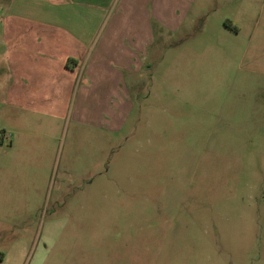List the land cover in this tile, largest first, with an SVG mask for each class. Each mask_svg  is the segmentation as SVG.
<instances>
[{
  "label": "rangeland",
  "instance_id": "rangeland-1",
  "mask_svg": "<svg viewBox=\"0 0 264 264\" xmlns=\"http://www.w3.org/2000/svg\"><path fill=\"white\" fill-rule=\"evenodd\" d=\"M176 23L146 26L144 80L97 123L76 89L63 113L0 90V264H264V0Z\"/></svg>",
  "mask_w": 264,
  "mask_h": 264
},
{
  "label": "crops",
  "instance_id": "crops-1",
  "mask_svg": "<svg viewBox=\"0 0 264 264\" xmlns=\"http://www.w3.org/2000/svg\"><path fill=\"white\" fill-rule=\"evenodd\" d=\"M193 2L10 0L9 51L0 54L5 64L0 90L22 110L54 105L58 96L63 113L76 89L77 118L97 123L101 113L113 116L111 106L123 99L122 85L144 80L138 75L146 71L140 59L150 40L146 26L157 20L171 28Z\"/></svg>",
  "mask_w": 264,
  "mask_h": 264
}]
</instances>
